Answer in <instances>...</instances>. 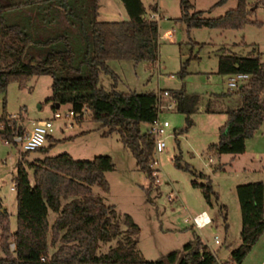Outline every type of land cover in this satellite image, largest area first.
<instances>
[{
	"label": "trees",
	"instance_id": "trees-1",
	"mask_svg": "<svg viewBox=\"0 0 264 264\" xmlns=\"http://www.w3.org/2000/svg\"><path fill=\"white\" fill-rule=\"evenodd\" d=\"M98 2L0 0V92H5L11 81L22 87L31 76L50 75L51 94L46 101L52 102L54 111L67 104L79 120L84 110H90L92 118L105 127L102 134L117 132L139 168L153 179L154 140L141 125L147 126L157 115V93L122 91L114 85L106 90L99 84V73L111 72L110 59L154 62L158 23L144 17L141 0H121L127 20H99ZM179 6L180 19L188 29L239 26L248 20L246 0H237L235 7L216 17L204 16L201 9L193 10L191 0H179ZM217 73H247L248 78L236 88L238 105L224 109L228 119L219 127L218 140L209 144L208 149L216 154L242 153L246 139L264 123V64L256 53L222 52ZM168 90L175 98L176 108L186 113L189 125V98L194 99L195 95H188L183 88ZM206 110L215 111L210 103ZM24 128L18 118L6 112L3 101L0 138L10 140ZM51 137L50 133L46 136ZM37 149L47 150L45 146ZM27 152L23 151L17 160L13 177L17 207L13 232L0 198V264H220L197 235L183 245L181 252L174 250L162 258L146 260L137 247L140 229L131 216L125 214L121 218L114 205L93 193L92 185L105 192L109 189L106 172L115 167L110 155L77 159L61 152L28 161L24 156ZM192 173L206 179L192 183L201 188L206 202L211 204L217 193L209 175ZM236 193L241 241L231 250L230 262L241 264L264 231L263 181L240 183ZM50 211L56 215L51 224ZM115 238L116 246L98 252L101 243ZM49 247L55 249L48 256Z\"/></svg>",
	"mask_w": 264,
	"mask_h": 264
},
{
	"label": "rangeland",
	"instance_id": "rangeland-1",
	"mask_svg": "<svg viewBox=\"0 0 264 264\" xmlns=\"http://www.w3.org/2000/svg\"><path fill=\"white\" fill-rule=\"evenodd\" d=\"M145 14L156 12L160 37L157 60L135 62L130 58L110 59L111 72L99 73V84L109 90L114 85L122 91H154L183 88L192 108L187 125L186 113L164 109L161 118L169 121L166 147L153 152V179L136 163L131 151L123 145L117 132L103 135L105 127L92 118L90 110L83 117L66 115L69 105L61 104L55 110L61 117L53 118L51 94L52 77L47 74L31 76L24 86L17 81L8 83L0 92V115L3 101L8 114L18 118L26 126L30 119L50 118L51 138L43 146L47 150H31L25 153L28 161L68 152L77 159H91L95 155H110L114 169L106 172L108 191L92 185L93 193L101 195L107 204L124 217L131 216L139 227L137 247L142 256L153 261L167 253L182 251L185 243L197 235L213 252L220 264L230 262V252L240 244L241 215L236 186L247 181L261 180L264 184V123L245 141L242 153L216 154L208 145L218 140L219 127L228 119L224 109L235 107L240 98L236 88L228 86L229 75L217 73L218 56L222 52L247 55L256 53L264 64V0H246L248 20L239 26H196L188 29L180 19L179 0H141ZM193 10H204V16L216 17L237 0H191ZM156 6V8H155ZM155 8V9H154ZM98 19L127 20L128 14L121 0H99ZM170 30V38L162 36ZM185 71L180 69L185 62ZM215 111L206 110V104ZM77 115V114H76ZM145 129L146 124L141 125ZM23 151L15 145L0 141V198L9 216L10 230L16 229V192L11 189L16 162ZM215 166L218 168L215 169ZM31 175V169H28ZM208 174L217 198L208 204L201 188L193 180L206 179L192 173ZM205 210L211 223L198 229L193 217ZM49 212L51 224L55 218ZM121 228L125 226L121 224ZM215 237L218 243H215ZM118 238L101 243L99 253L116 246ZM55 247L48 248V256ZM11 250L14 245L11 244ZM0 255L2 252L0 251ZM241 264H264V231L252 246Z\"/></svg>",
	"mask_w": 264,
	"mask_h": 264
},
{
	"label": "built area",
	"instance_id": "built-area-1",
	"mask_svg": "<svg viewBox=\"0 0 264 264\" xmlns=\"http://www.w3.org/2000/svg\"><path fill=\"white\" fill-rule=\"evenodd\" d=\"M248 78L247 73H234L231 74L228 80V86L230 88H237L243 84ZM175 98L171 96L168 89H160L157 93V115L147 125L146 131L154 140V151L160 152L166 147V132L170 123L167 119L161 118L160 113L164 109H172L175 106ZM66 115H75V113L68 109ZM61 113L57 110L53 112V118L61 117ZM52 120L50 118H43L37 120L34 125L30 128H24L23 132L15 133L12 135L10 140L0 138V141L9 145H15L19 151H31L35 150L40 146H43L44 141L48 133L52 131ZM154 162V161H153ZM11 189L15 188L14 180L12 179ZM210 220H206L204 212L193 217V224L197 228H202L209 224ZM215 243H218V238L215 237ZM44 260V258H41Z\"/></svg>",
	"mask_w": 264,
	"mask_h": 264
},
{
	"label": "crops",
	"instance_id": "crops-1",
	"mask_svg": "<svg viewBox=\"0 0 264 264\" xmlns=\"http://www.w3.org/2000/svg\"><path fill=\"white\" fill-rule=\"evenodd\" d=\"M155 8H156V6H155ZM154 8V9H155ZM230 8H233V7H230ZM98 9H99V2H98ZM221 15V14H220ZM156 16H159V14L158 13H156V12H152V13H150V14H145V12H144V17L145 18H147V19H155V17ZM99 20H101V19H99ZM162 36H164V37H166V38H170L171 40H173L172 38H171V32H170V30H167L166 32H164L163 34H162ZM160 37V32H159V28H158V38ZM225 53H230V52H228V51H226ZM221 54V53H220ZM219 54V55H220ZM237 55H240V54H237ZM157 60V59H156ZM230 75L231 74H229V77H230ZM160 90V89H159ZM158 90V91H159ZM238 105V103H236L235 104V106H237ZM173 108H176V103H175V106L173 107ZM172 108V109H173ZM40 119H43V118H39V119H30V120H28L27 122H26V126H25V128H27V129H30L33 125H34V123L37 121V120H40ZM50 135H51V132H50ZM52 136V135H51ZM33 159H38V157H36V158H33ZM40 159V158H39ZM202 212H204L205 213V215H206V220L207 219H209L210 220V223H211V219H210V217L207 215V212L205 211V210H202ZM202 212H200V213H202ZM199 213V214H200ZM198 215V214H197ZM194 225V224H193ZM195 226V225H194ZM196 227V226H195ZM197 228V227H196ZM199 229V228H198Z\"/></svg>",
	"mask_w": 264,
	"mask_h": 264
},
{
	"label": "water",
	"instance_id": "water-1",
	"mask_svg": "<svg viewBox=\"0 0 264 264\" xmlns=\"http://www.w3.org/2000/svg\"><path fill=\"white\" fill-rule=\"evenodd\" d=\"M56 105L59 106V103H57Z\"/></svg>",
	"mask_w": 264,
	"mask_h": 264
}]
</instances>
